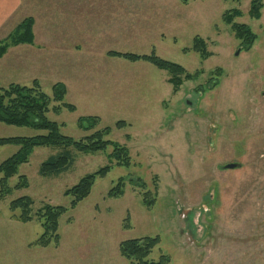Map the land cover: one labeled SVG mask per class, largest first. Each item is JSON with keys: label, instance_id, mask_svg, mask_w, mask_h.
Returning <instances> with one entry per match:
<instances>
[{"label": "rangeland", "instance_id": "1", "mask_svg": "<svg viewBox=\"0 0 264 264\" xmlns=\"http://www.w3.org/2000/svg\"><path fill=\"white\" fill-rule=\"evenodd\" d=\"M261 2L260 17L254 18L252 0H21L14 18L0 29V45L29 17L32 42L6 47L0 88L18 83L7 81L11 66L30 68L20 62L29 58L27 50L17 53L20 48H44L48 56L39 57L36 69L43 76L34 80L50 97L54 84H64L61 103L74 106L49 110L47 117L74 139L110 127L106 139L126 146L131 164L117 165L109 157L111 146L93 153L72 149L67 170L43 176L40 164L60 149L35 148L7 180L10 191L0 199V264H128L119 243L145 236L159 238L148 257L154 261L163 254L168 264H264ZM234 9L241 14L233 22L255 35L247 48L224 20ZM195 37L204 41L205 57L191 49ZM111 51L155 53L199 74L174 91L165 70ZM88 116L99 120L85 131L77 120ZM119 120L127 125L116 129ZM42 133L0 122V137ZM17 149L0 146V163ZM228 163L236 166L225 168ZM105 165L109 172L71 207L72 197L64 192ZM21 176L27 186L15 188ZM119 178L123 193L109 197ZM146 191L154 198L151 207L143 202ZM22 196L32 201V219L25 223L9 208ZM46 204L67 210L58 221L57 243L40 246L35 242L43 228L35 213Z\"/></svg>", "mask_w": 264, "mask_h": 264}, {"label": "trees", "instance_id": "2", "mask_svg": "<svg viewBox=\"0 0 264 264\" xmlns=\"http://www.w3.org/2000/svg\"><path fill=\"white\" fill-rule=\"evenodd\" d=\"M261 7V0H252L249 10L251 17L259 18ZM240 14V11L236 9L231 10L229 13H225L224 20L226 23L232 24L236 37L241 39L247 48L252 44L255 35L248 26L233 22L234 17ZM32 24L33 19L30 17L23 20L10 34L8 39L0 45V56L9 45L32 42ZM191 49L200 53L203 57L207 54L204 41L198 37L194 38ZM109 54L130 61H147L157 68L165 70L169 74L168 82L172 85L174 91L179 89L183 81L197 79L199 74L198 72L191 74L181 65L165 60L155 53L138 55L130 52L120 53L111 51ZM219 72L220 70L216 71L217 74ZM215 78L213 77L209 81L212 82ZM65 91L64 84L56 83L52 86V96L50 97L41 90L36 80L31 85L11 83L6 87L0 88V122L6 125L30 127L43 132L42 134L32 136L0 137V146L12 144L18 147L16 152L0 163V199L10 191L7 180L18 172L19 165L26 163L33 150L37 147H55L60 149L56 154L49 156L40 164L39 173L43 176L58 175L67 170L73 160L72 149L82 153H93L104 151L108 146H111L112 152L109 154V157L115 159L116 164L119 166H130L131 161L128 148L116 141L106 139V136L110 134V127L97 129L80 139H74L64 135L61 132V126L56 121L50 120L47 117L46 113L49 110L57 113L62 107L70 111L74 109L73 105L61 103ZM52 103H55V105H52ZM98 120L97 117H80L77 120V124L80 129L90 131L95 129ZM126 125L127 123L124 120H119L115 123V128L120 129ZM110 168V165L100 167L95 172L84 175L76 184L67 189L64 194L72 197L70 206L75 207L78 202L88 196L96 178L104 177ZM132 179L137 185L144 186V182H140L139 178ZM25 186H27V181L24 176H21L15 188ZM123 189L124 179L119 178L108 191V196L117 197L123 193ZM142 196L144 204L147 207H151L154 198L150 196V192L146 191L142 193ZM31 205L32 201L28 196L12 200L9 205L12 217L24 223L30 221L32 219ZM17 210H19V213H15ZM66 210L63 206H53L50 204L43 205L37 210L35 214L41 222L43 233L35 244L47 246L51 241L57 243L59 238L57 233L58 221ZM126 227H128L127 224ZM158 242L159 238L157 236L127 239L119 243L118 251L128 264H168L170 258L167 255H160L156 261L148 259Z\"/></svg>", "mask_w": 264, "mask_h": 264}, {"label": "crops", "instance_id": "3", "mask_svg": "<svg viewBox=\"0 0 264 264\" xmlns=\"http://www.w3.org/2000/svg\"><path fill=\"white\" fill-rule=\"evenodd\" d=\"M20 5H21V0H0V29L2 25L11 22V20L16 15L17 9ZM19 50L20 51H17L18 54H21L23 50L28 51L27 56L29 58L22 57L24 59L20 62L30 64V68L26 69L23 64H17L18 67L11 66L10 70L8 71L10 73L8 75L7 81L27 84L31 80L42 79L43 75L37 73L36 69L38 68V63H40L39 57L43 55L48 56V54L45 52L46 50L44 48L38 49L36 47H28V46L25 49L20 48ZM4 72L6 73V71ZM14 76H15L14 78L15 80L9 79L10 77H14Z\"/></svg>", "mask_w": 264, "mask_h": 264}, {"label": "water", "instance_id": "4", "mask_svg": "<svg viewBox=\"0 0 264 264\" xmlns=\"http://www.w3.org/2000/svg\"><path fill=\"white\" fill-rule=\"evenodd\" d=\"M236 166L235 163H228L226 165H224L225 168H234Z\"/></svg>", "mask_w": 264, "mask_h": 264}]
</instances>
